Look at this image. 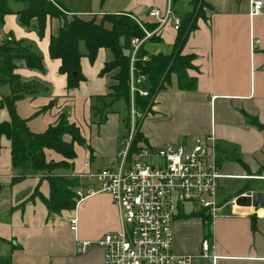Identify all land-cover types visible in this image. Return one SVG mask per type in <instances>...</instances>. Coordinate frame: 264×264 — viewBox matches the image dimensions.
Instances as JSON below:
<instances>
[{"label":"crops","instance_id":"1","mask_svg":"<svg viewBox=\"0 0 264 264\" xmlns=\"http://www.w3.org/2000/svg\"><path fill=\"white\" fill-rule=\"evenodd\" d=\"M54 1L70 16L128 15L153 22L148 10L165 11L170 0ZM180 1L183 12L189 11L190 0ZM204 1L210 6L206 17L198 20L182 48V54L193 56L187 75L194 79V88L178 89L172 75L170 83L154 96L138 132L143 144L154 147L189 142L198 135L213 134L215 138L220 171L226 176L217 193L223 211L211 219L197 208L188 213L184 206L179 207L173 220L174 253L192 256L191 264H264V197L262 206L235 203L247 192L264 196V130L249 121L252 117L264 124V8L250 16L251 0ZM10 4L14 11L4 15L0 24V47L7 44L13 49L9 42H17L41 57L42 69L29 68L19 57L12 60L13 74L20 85L14 89L0 82V121L10 118L2 98L19 94L15 112L31 132H44L65 112L68 121L79 128L85 144L74 143L76 156L64 170L46 173L26 169L22 173L13 165L9 140L1 138L0 257L8 259L9 264H103L100 246L77 253L75 242L96 241L119 229L118 211L108 194L75 201L73 209L56 214H50L41 199L32 196L36 188L42 194L41 186L45 191L42 196H49L50 175L73 178L113 161L118 139L128 128L129 108L123 100L113 102L100 123L91 110L94 98L108 94L115 82L113 73L100 74L112 54L100 48L90 60L80 42L83 80L70 88L66 75L59 71L60 60L51 58L48 51L59 21L48 19L43 34H39L37 20L22 24L16 12L21 6ZM174 4L172 9L180 18ZM176 36L169 22L142 48L148 55H168ZM252 38L258 39L254 48ZM45 154L48 160H62L51 150L46 149ZM71 216L76 217L75 231L70 230ZM204 240L209 247L206 256L201 248Z\"/></svg>","mask_w":264,"mask_h":264},{"label":"built area","instance_id":"2","mask_svg":"<svg viewBox=\"0 0 264 264\" xmlns=\"http://www.w3.org/2000/svg\"><path fill=\"white\" fill-rule=\"evenodd\" d=\"M46 1L58 6L54 0ZM170 1L165 11L148 10L147 16L156 24L152 30L132 17L144 35L130 40L129 122L126 132L118 139L113 161L106 167L74 176L79 181L74 189L75 201L105 193L118 211V230L107 232L96 241L75 242L77 253L100 246L103 264H191L192 256L173 251V220L177 209L191 204L211 219L223 211L217 193L226 176L220 171L213 134L159 147L136 142L140 122L147 111L137 108L134 96L148 97L150 94L141 86L147 76L140 73L134 63L144 42L161 26L171 22L175 30L179 28L180 18ZM250 4V16L260 14L264 8L261 0H251ZM257 43L258 39H251L252 48ZM146 60L143 56L142 61ZM68 222L70 230L75 231L76 217H69ZM201 248L206 256L209 250L206 240Z\"/></svg>","mask_w":264,"mask_h":264},{"label":"trees","instance_id":"3","mask_svg":"<svg viewBox=\"0 0 264 264\" xmlns=\"http://www.w3.org/2000/svg\"><path fill=\"white\" fill-rule=\"evenodd\" d=\"M10 2L21 6L16 12L19 14L22 24L27 25L33 18L37 20L39 34H43L48 19L54 18L59 21L56 31L50 36L48 51L51 58L60 60L59 71L66 75L70 88L76 87L83 80L79 65L80 42L84 43L87 51L86 56L90 60L95 58L100 48L110 51L112 59L105 63L100 74L113 73L112 78L115 82L110 85L108 94L94 98L91 107L99 123L103 120L104 115L111 111L110 105L113 102L123 100L126 108H129L130 40L133 37L144 35L143 30L132 17L107 14L97 22L92 16H70L61 6H55L46 0H0V24L3 22L4 15L14 11ZM189 5L190 10L186 16L180 18V26L176 30L177 36L172 53L148 55L143 48L137 53L138 60L134 65L140 73L147 76V82L141 86L149 91L150 98L170 83L172 75L175 76L178 89L190 90L194 88V79L187 75V69L193 66V56L182 54V48L189 33L197 27L198 20L205 18L202 13L203 7L210 8V6L204 0H190ZM106 23L108 25H105ZM155 26L156 24L152 22L144 23V27L148 30L154 29ZM150 39H155L154 35ZM9 44L17 45V42H9ZM0 55L4 58L3 61H0V82L9 83L14 89L16 85H20L18 78L13 74L12 60L14 58L24 59L29 68L42 69L41 57L30 52L27 48L17 51L4 44L0 47ZM145 55L148 58L146 61H142V57ZM18 95L12 94L1 100V104L7 108L10 118L8 121H0V141L2 137L9 140L13 165L20 171L22 170V173H25L24 170L27 168L32 172H43L47 169L51 171L53 167H49L45 162V149L60 154L64 161L73 160L76 156L73 148L74 143L85 144L79 128L74 123H70L67 114L63 112L58 121L44 132H31L25 120L15 112L14 102L19 98ZM152 103L153 101L149 97L135 95V104L141 111H147ZM249 121L257 129L264 130V124L256 118L249 117ZM64 135H68V140L63 138ZM141 141L145 143L142 134L138 132L136 142L142 143ZM48 183V197H43L37 188L32 197H39L50 214L73 209L75 206L74 189L79 184L78 179L67 178L64 175H52L51 178H48ZM0 264H9V260L0 257Z\"/></svg>","mask_w":264,"mask_h":264},{"label":"rangeland","instance_id":"4","mask_svg":"<svg viewBox=\"0 0 264 264\" xmlns=\"http://www.w3.org/2000/svg\"><path fill=\"white\" fill-rule=\"evenodd\" d=\"M175 1V0H174ZM173 0H171L170 2H172V4H174L175 2H174ZM183 1V0H182ZM180 4H181V1L179 0V1H177L173 6L174 7H176L177 6V8H178V11L179 12H181V14H180V18H183L184 16H186V14H187V12L188 11H186L185 13L183 12V10H182V8H180ZM183 4V3H182ZM208 10H209V7H203V9H202V13L204 14V17H206V14H207V12H208ZM105 15H96V16H92L93 18H95V20L97 21V22H99V21H101L102 20V18L104 17ZM144 23H146V22H142V24L144 25ZM152 23H154V22H152ZM105 25H108V23H106ZM143 46V45H142ZM142 48V47H141ZM254 48V47H253ZM13 49H15V50H17V51H22V50H24L25 49V47L24 46H22V45H20V44H18L17 43V45H14L13 44ZM146 56V55H145ZM147 57V56H146ZM148 58V57H147ZM4 60V58L2 57V58H0V61H3ZM145 82H147V80L145 81ZM145 82L143 83V84H145ZM18 85H16V87H17ZM15 87V88H16ZM19 88V86L17 87V89ZM146 89V88H145ZM17 91V90H16ZM136 95H138V94H136ZM139 96V95H138ZM141 97V96H140ZM149 97V99H151V101H152V97L150 98V95L148 96ZM147 97V98H148ZM111 99V98H110ZM109 99V100H110ZM134 100H135V96H134ZM63 138H65L66 140H68V135H64L63 136ZM46 150V149H45ZM45 150H44V153H45ZM52 152H54L53 150H51ZM56 153V152H55ZM58 154V153H57ZM60 155V154H59ZM62 157V156H61ZM72 160H69V161H64V158L62 157V160H60V161H52V160H48L47 158H46V154H45V162H46V164L49 166V167H53L52 169H53V172L54 171H57V170H64L66 167H68L69 166V164H70V162H71ZM59 162H64L65 163V165H64V163H59ZM28 169V171H30V172H32L29 168H27ZM52 169H51V171H52ZM50 170H45V171H43V172H46V173H48V172H51ZM51 176L52 175H50V176H48V178H51ZM67 178H71L72 179V177H67ZM73 178H74V176H73ZM38 183H42V182H39L38 181ZM41 191H42V194H44L45 193V191H43V186H41ZM191 208L192 209H194L195 207L193 206V205H191V204H185L184 205V210H185V212H191Z\"/></svg>","mask_w":264,"mask_h":264},{"label":"water","instance_id":"5","mask_svg":"<svg viewBox=\"0 0 264 264\" xmlns=\"http://www.w3.org/2000/svg\"><path fill=\"white\" fill-rule=\"evenodd\" d=\"M263 194L259 192H247L244 195H240L236 198L235 203L238 205L262 206Z\"/></svg>","mask_w":264,"mask_h":264}]
</instances>
